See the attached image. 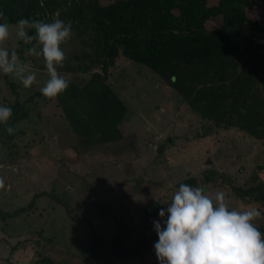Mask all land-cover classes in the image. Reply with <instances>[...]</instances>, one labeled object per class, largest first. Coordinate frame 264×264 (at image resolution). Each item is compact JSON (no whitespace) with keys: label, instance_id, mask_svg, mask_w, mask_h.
I'll return each instance as SVG.
<instances>
[{"label":"rangeland","instance_id":"rangeland-1","mask_svg":"<svg viewBox=\"0 0 264 264\" xmlns=\"http://www.w3.org/2000/svg\"><path fill=\"white\" fill-rule=\"evenodd\" d=\"M118 1L126 0L10 5L14 12H37L29 21L71 24L57 72L81 87L94 74L103 76L93 19ZM253 13L258 24L246 35L264 46V7ZM4 22L9 36L0 47L19 48L24 42L16 25ZM18 56L36 80L25 88L10 75L16 96L0 74V104L25 101L48 79L42 58L27 51ZM232 61L219 79L215 67L201 75L202 63L177 67L172 82L125 58L118 47L105 83L126 114L118 125L121 138L113 142H83L57 97L26 103L28 118L15 124L19 135L0 138V213L12 214L0 216V264H158L152 222L181 183L209 196L222 191L229 208L251 205L264 212V57ZM195 98L204 101L193 108ZM253 223L264 233V215Z\"/></svg>","mask_w":264,"mask_h":264},{"label":"trees","instance_id":"trees-1","mask_svg":"<svg viewBox=\"0 0 264 264\" xmlns=\"http://www.w3.org/2000/svg\"><path fill=\"white\" fill-rule=\"evenodd\" d=\"M10 4L11 0H0V12L10 24L16 25L22 17L30 20L37 16L32 10L14 12ZM254 7L263 8L264 0H126L98 11L93 29L100 37L103 76L96 73L81 87L66 78L68 87L56 96L72 131L90 144L121 138L118 125L125 117L126 108L105 83L107 69L113 65L118 47H122L125 58L171 81L180 66L203 63L201 75H208L209 67H215L219 79L234 57L255 53L263 58L264 46L254 44L246 35V31L258 24ZM38 21L44 19L40 17ZM34 31L30 28L28 34L34 35ZM33 44L35 40L15 50L18 55L24 54ZM10 75L3 74V78L17 96ZM42 97L37 90L23 102L15 99L14 103L7 104L12 115L6 124H0V138L15 139L19 135L15 124L29 116L25 104ZM202 101L195 98L191 105L196 108ZM263 104L264 101L260 102ZM8 126L13 127V133L5 131ZM30 205L15 211L13 216L28 210ZM0 216L4 220L12 214L0 213Z\"/></svg>","mask_w":264,"mask_h":264},{"label":"clouds","instance_id":"clouds-1","mask_svg":"<svg viewBox=\"0 0 264 264\" xmlns=\"http://www.w3.org/2000/svg\"><path fill=\"white\" fill-rule=\"evenodd\" d=\"M0 12V42L9 36V25ZM26 28L34 29L29 35ZM71 35V24L61 19L51 22L20 18L16 21V36L25 44L35 40L27 55L42 58L48 79L39 88L46 98L62 93L69 81L57 72L65 59L60 44ZM38 46V47H37ZM0 74L17 77L25 87L36 80V73L21 62L15 49L0 47ZM12 109L0 104V124H6ZM9 134L14 129L5 128ZM222 191L214 196L199 186L181 183L173 192L166 208L153 220L157 240L153 244L158 264H264V233L254 220L264 215L255 206L244 210L229 208Z\"/></svg>","mask_w":264,"mask_h":264}]
</instances>
